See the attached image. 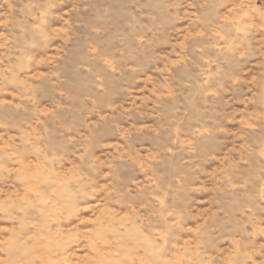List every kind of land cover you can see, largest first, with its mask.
<instances>
[{
	"label": "clouds",
	"instance_id": "9594fccd",
	"mask_svg": "<svg viewBox=\"0 0 264 264\" xmlns=\"http://www.w3.org/2000/svg\"><path fill=\"white\" fill-rule=\"evenodd\" d=\"M115 2L146 21L133 35L138 46L172 53L156 57L163 68L153 81L151 107L142 104L124 110L99 97H87L90 107L84 109V119L73 124L64 118L79 106L73 94L60 91L62 103L50 112L41 111L27 73L39 63L32 55L37 38L55 40L61 35L52 27L53 20L62 19L57 9L71 4L69 15L79 19L92 8V0H0V9L7 6L18 14L17 31L0 44V93L14 89L18 100V105H0L11 113L0 119L4 130L0 181L5 184L0 189V264H72L65 254L73 243L84 241L99 254L117 241H127L129 228L113 215H99L91 232L78 231L80 217L85 205H95L89 211L98 214L101 208L122 207L132 198L127 174L145 167L139 164L144 157L136 137L148 133L168 138V144L157 149L160 158L149 161L150 171L170 168L175 183L166 185L169 202L163 207L149 192L152 199L145 208L150 210L140 221L142 230L165 244L163 235L175 229L193 236L192 247L178 261L157 256L151 264H257V255L259 264H264V217L256 215L258 204L264 203V179L245 175L239 164L233 167L235 151L228 154L232 159H216L223 155L224 142L235 139L226 127L251 130L256 121L247 110L264 113V59L255 65L250 79L244 78L253 59L264 57V38L256 39L264 33V7H258L256 0ZM160 7L167 14L168 28L187 22L175 37V46L171 32L165 33L153 16ZM176 48L183 59L173 64ZM108 71L120 68L109 65ZM89 114L96 119L89 121ZM148 119L154 126H122ZM259 126L264 127V117ZM108 140L122 143L110 148ZM258 156L264 160V151ZM33 158L36 163H29ZM209 164L220 167L208 172ZM200 176L210 185L205 195L213 197L208 211L193 215L188 209L178 210L183 207L179 193L193 191L188 181ZM254 180H258L255 186ZM189 219L195 228L185 227Z\"/></svg>",
	"mask_w": 264,
	"mask_h": 264
},
{
	"label": "rangeland",
	"instance_id": "374dc122",
	"mask_svg": "<svg viewBox=\"0 0 264 264\" xmlns=\"http://www.w3.org/2000/svg\"><path fill=\"white\" fill-rule=\"evenodd\" d=\"M92 3V8L88 9L87 13L79 19L69 15L71 4L62 5L60 9H57V12L63 13L62 19L53 20L52 27L61 35L57 36L55 40L37 38L32 55L39 63L27 73L28 80L33 85V99L39 104L41 111L50 112L53 110V105L62 103L60 91L73 94L74 101H78L79 106L74 111L65 113L64 117L73 124L84 119V109L90 107L87 97H99L100 101L107 100L119 105L124 110L134 109L142 104L151 107L150 97L156 91L153 81L159 79V71L163 68L156 57L158 55L168 56L172 53V49L154 50L148 46L140 47L135 43L133 35L146 21L139 20L122 2L117 4L115 0H92ZM256 5L264 7V0H256ZM14 6L18 7L15 4ZM109 9L111 10L109 11ZM183 11L187 12L190 9L185 8ZM153 16L162 22L161 27L165 33L171 32L172 44L175 46L177 43L175 37L183 33L187 22L176 23L174 29L168 28L169 21L163 7L156 9ZM17 18L18 14L10 11L7 6L0 9V44L4 43L5 38L10 41L12 33L17 31L14 28ZM180 38L183 39V36ZM262 38H264V33L257 34V40ZM2 51L3 49H0V52ZM178 53L179 49L176 48V54L171 55L173 64L179 63L183 59ZM260 59H264V57L254 58L252 65L245 68V79H250V74L255 73V65L259 63ZM109 65L113 69L119 67L120 71L109 72ZM97 85L100 87L97 88ZM161 86L169 87L163 82H161ZM101 92L103 96H100ZM160 94L157 93V95ZM14 96V89H10L7 93H0V105L13 103L18 105V100H15ZM243 110V108L238 109V111ZM247 111L256 124H252L251 130H242L235 126L226 127V131L230 135L234 134L235 139L231 142H224L223 155L216 159L223 160L225 156L232 159L228 154L235 151L237 156L233 161V167L239 164L245 175L264 179V172L261 171L264 169V160L258 156V153L264 151V127L259 126L264 113L256 109ZM102 114L106 115L107 113ZM10 115V111L0 109V119L8 118ZM88 119L92 121L96 117L89 114ZM154 123L153 119H148L146 122L133 120L131 123L122 122V126L125 128L154 126ZM181 128H184L185 133L188 132L183 124ZM80 131L84 133V129L81 128ZM177 131L179 132L180 129ZM3 132L4 130L0 129V134ZM14 134V132L9 133V135ZM136 140L141 141L137 143L136 147L144 157L139 161V164L145 167L143 170L133 168L127 174L129 187L133 192L132 198L122 207L101 208L98 214L89 211L95 205H85L84 214L80 217L81 227L78 229L79 232H91L90 225L96 221L99 215L111 214L120 224L129 228L127 241H117L114 247L101 249L99 254L86 246L84 241L73 243L65 254V259L70 260L72 264H151L157 256L166 261L173 259L178 261L184 251L192 247L193 236L180 229L163 235V240L167 241L166 244L161 240H154L147 234L146 229L142 230L140 221L150 210L145 208V205L149 204L152 199L149 192H152L163 207L169 202L168 192L165 190L166 185L175 183L172 179L175 173L170 168L150 171L149 161L159 159L160 153L157 149L168 144V138L164 134L154 136L148 133L136 137ZM105 143L111 148L121 144L122 141L108 140ZM169 147H171L170 144ZM29 163L35 164L36 161L33 158ZM219 167V164L214 166L209 164L206 171L213 172ZM8 183L10 184L11 180ZM257 183L258 180H254V186ZM188 184L193 191L179 193L178 198L183 202V207L178 210L188 209L193 215L197 212L208 211L209 201L213 197L205 195V192L210 188L205 177L190 179ZM4 187V182L0 181V189ZM256 215L264 217V203L258 204ZM197 219L200 223L203 222L202 217ZM85 223L89 226L84 227ZM196 226V223L190 219L185 223L186 228H195ZM221 247L230 248L231 245L221 244ZM255 259L259 264L260 257L257 255Z\"/></svg>",
	"mask_w": 264,
	"mask_h": 264
}]
</instances>
